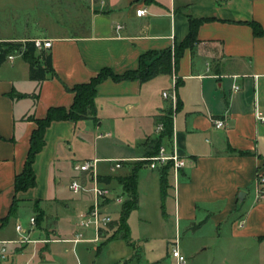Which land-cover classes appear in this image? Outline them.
<instances>
[{
  "label": "crops",
  "instance_id": "obj_1",
  "mask_svg": "<svg viewBox=\"0 0 264 264\" xmlns=\"http://www.w3.org/2000/svg\"><path fill=\"white\" fill-rule=\"evenodd\" d=\"M76 3L83 12L81 19L61 33L0 36V41H50L47 51L53 71L37 84L28 79L27 64L19 56L0 65V241H15L16 225L30 239H60L8 244L0 264H14L16 255L26 257L21 264L35 258L39 263L33 264H45L32 249L38 245L68 243L73 252L79 243L63 240L72 239L79 215L92 201L90 195L74 196L67 190L70 179L78 175L73 164L94 160L98 182L113 195H121L115 179L127 177L134 164L148 158L149 142L160 133L155 128L167 114L170 136L159 147L172 151L184 166L176 178L172 172L168 177L164 217L157 172L144 164L137 172V208L126 219L130 246L120 238L106 241L119 214L115 210L119 205H109L112 226L96 242L83 243L82 264H95L93 258L101 251L117 247L122 254L105 264H141L144 256L150 259L145 264H168V252L154 256L153 246L169 247L175 236L186 264H218V260H196L213 247L218 251V241L225 242V249L238 251L264 245V204L254 200L255 176L264 174V124L253 117L255 108L264 111V35H254L250 27L254 23L264 33V0ZM141 8L145 14L136 17L135 10ZM189 19L204 21L196 28V42L178 58L173 83L171 74L144 83L100 82L93 100L95 121L51 122L31 165L34 187L14 192L13 180L22 170L35 119L43 118L48 108H68L70 88L88 82L100 69L119 75L135 70L138 57L145 52L172 49L186 36ZM171 90L174 104L161 96ZM211 119L222 121L223 126L214 128ZM114 161L120 162L119 168L111 169ZM12 200L15 209L2 221ZM26 212L27 224L22 226L21 214ZM37 213L41 221L35 233L28 221ZM131 214H136L134 226L128 223ZM153 218L156 228L148 232ZM85 235L93 237L89 231ZM47 251L61 255L59 249Z\"/></svg>",
  "mask_w": 264,
  "mask_h": 264
},
{
  "label": "trees",
  "instance_id": "obj_2",
  "mask_svg": "<svg viewBox=\"0 0 264 264\" xmlns=\"http://www.w3.org/2000/svg\"><path fill=\"white\" fill-rule=\"evenodd\" d=\"M204 20H188V32L184 39L178 44L174 45L172 49L163 51H148L138 57V65L135 70L125 71L122 74H113L109 69H100L92 78L86 83L76 84L70 88L72 94V102L68 108L51 107L46 110L43 118L35 119L33 122L35 128L31 131L28 139V148L23 162L22 170L16 174L13 180L14 192H22L35 185L34 174L32 171V163L34 156L42 149L43 134L46 127L51 122L57 121H71L76 122L80 120L95 121L94 96L95 87L105 79H110L113 82L125 80H137L139 83H144L158 75H170L178 58L185 48H191L196 42L195 32L197 26ZM252 32L256 36H263L264 33L260 30L258 25L250 24ZM19 53V57L27 64V76L30 81L41 83L46 75H52V67L50 55L47 50H35L32 41H24L23 43L0 42V65L6 60V57L11 54ZM14 98H21V95H13ZM162 129L155 139L149 142L148 156L152 157L157 154L158 148L163 139L170 136V118L167 115L161 117L159 120ZM151 151V152H150ZM145 162L140 161L134 164L127 177L116 178L115 181L121 186V196L123 201L119 205V214L115 225V230L110 237L106 239L111 240L116 237L122 239L130 246L128 241V228L126 219L128 214L137 208V194H136V179L137 172L144 165ZM155 171L158 175L159 194H160V211L163 214V202L166 197L168 189V177L171 174V162L158 166ZM109 182V178L103 179ZM15 201L12 200L7 215L2 219L6 221L15 209ZM41 221L40 213L35 216V223L38 225ZM110 226V225H109ZM112 226V225H111ZM110 226V227H111Z\"/></svg>",
  "mask_w": 264,
  "mask_h": 264
},
{
  "label": "rangeland",
  "instance_id": "obj_3",
  "mask_svg": "<svg viewBox=\"0 0 264 264\" xmlns=\"http://www.w3.org/2000/svg\"><path fill=\"white\" fill-rule=\"evenodd\" d=\"M76 1L80 2V0H0V36L14 34L34 35L39 37L46 34L48 35V33H61L62 28H68V26L72 23H77V21H79L83 15V12L77 10L78 4ZM24 41L26 40L0 42L23 43ZM119 207L120 206H115V210L118 212ZM31 217L34 219V229L32 231H35L36 233L37 224L35 223V215ZM135 219L136 214H131L129 216L128 223L131 226H134L136 223ZM27 220L28 213H22L21 225L26 226ZM150 222L151 224L148 228V232L153 231L152 229L155 230L156 228L154 218L151 219ZM73 238L74 236L72 239ZM83 238L87 241L79 242V244L75 246L73 252L71 250V244L68 243L48 244L46 247L43 245H38L32 247V249L34 252L37 251L39 256L43 257L42 260H45V264H82V257H80L79 253L80 250H83V247L85 246L83 243H92L88 241L91 239L89 236L85 235ZM47 239H53L57 241L59 238L47 237ZM219 242L220 241H218V251L217 248L215 249L213 247L206 253L199 255L196 260H198L199 263H210L218 260V264H221L220 262L225 260L228 262L230 261L233 264H264V245L259 247H248L245 250L238 251L225 249V247H223L225 242ZM112 245L115 246L114 244ZM153 247L155 249L154 256L162 255L169 250V247L167 246L165 248L164 245L155 244ZM47 249H59L61 250V255L58 257L56 255L53 256V254H50L48 252L49 250L47 251ZM107 249H104L100 254H98L97 257L93 258L95 264H105L107 262H111L112 260L116 259L121 252H123L119 247L112 250ZM28 251L29 250L26 249L25 252L28 253ZM25 259L26 257L24 258L23 256L19 257V255H16L13 258V263L21 264L25 261ZM145 260L149 261L150 259L149 257L147 258L144 256L142 258L141 264H145ZM36 261L38 262L37 258H35L34 261L32 263L30 262L29 264H33Z\"/></svg>",
  "mask_w": 264,
  "mask_h": 264
},
{
  "label": "built area",
  "instance_id": "obj_4",
  "mask_svg": "<svg viewBox=\"0 0 264 264\" xmlns=\"http://www.w3.org/2000/svg\"><path fill=\"white\" fill-rule=\"evenodd\" d=\"M136 17H141L145 14L144 9H137L134 12ZM116 26L115 29H119ZM33 47L35 50H48L50 48V41L48 40H32ZM19 53L11 54L6 57V60L12 61L14 57H18ZM171 71L172 83L174 82V76ZM235 88V87H234ZM161 96L163 99L168 98L172 104H174V92L171 93L162 92ZM254 120L259 124H264V111H259L256 108L253 112ZM211 123L214 128L218 129L223 126L222 121L218 119H211ZM162 129L161 124H158L155 128L156 132H160ZM145 162V167L150 170H155L158 166L171 162V172L173 177L176 178L177 171L184 166L182 159L174 155L171 151L167 153L165 147L161 146L158 148L157 154L152 157L140 159ZM94 160H84L76 162L72 166V170L78 175L70 179L67 184V190L74 196L81 194H87L92 197L90 205L81 213L78 217L77 231L74 234V238L71 240H63L76 244L79 242L87 241L84 239V233L91 231L92 238L88 241L96 242L100 236L108 231L109 225L112 222L110 215L107 212L109 205H120L123 201L121 195H113L111 190L106 186L101 185L94 172ZM120 167L119 161H114L111 165V169H117ZM254 200L258 203L264 204V174H256L254 181ZM29 229L34 227V219H29ZM15 233L18 238L15 241H0V260L5 257L6 245L15 244H35V243H48V242H59L58 240H47V239H30L26 234V231L21 228L20 225L14 227ZM168 264H186L185 257L180 253L178 248V237L175 236L169 244L168 250Z\"/></svg>",
  "mask_w": 264,
  "mask_h": 264
},
{
  "label": "water",
  "instance_id": "obj_5",
  "mask_svg": "<svg viewBox=\"0 0 264 264\" xmlns=\"http://www.w3.org/2000/svg\"><path fill=\"white\" fill-rule=\"evenodd\" d=\"M241 196H242V194L240 193V194L238 195V198L240 199Z\"/></svg>",
  "mask_w": 264,
  "mask_h": 264
}]
</instances>
